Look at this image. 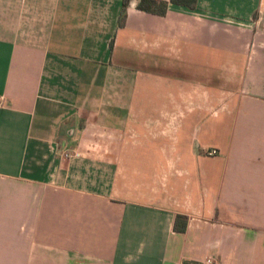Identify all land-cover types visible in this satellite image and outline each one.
Wrapping results in <instances>:
<instances>
[{
	"label": "crops",
	"instance_id": "1",
	"mask_svg": "<svg viewBox=\"0 0 264 264\" xmlns=\"http://www.w3.org/2000/svg\"><path fill=\"white\" fill-rule=\"evenodd\" d=\"M136 1L0 0V264H264V0ZM140 42L208 83L133 144Z\"/></svg>",
	"mask_w": 264,
	"mask_h": 264
},
{
	"label": "rangeland",
	"instance_id": "2",
	"mask_svg": "<svg viewBox=\"0 0 264 264\" xmlns=\"http://www.w3.org/2000/svg\"><path fill=\"white\" fill-rule=\"evenodd\" d=\"M139 45H141V42L140 44H136L135 50L140 55L136 61V68L138 66L140 67V73L136 74L135 99L134 104H132L130 112L126 118L127 122L125 123V127L129 125V128L125 129L124 134L126 138L128 137L130 142L135 141L133 144L140 143V135H134L137 132L144 133L141 136L145 139V141H147L148 138L156 137L161 130L160 127L162 126H167L165 131H167L168 135H170L173 131L175 122L179 117L177 116L178 112H176V105L180 104V101H182V104H185L184 100L190 101V98H181L179 96L175 97L174 95H171V93H168L167 96L165 92L173 90V93L174 90L189 88L205 89L208 83V81L205 80L195 82L184 81L186 72L184 73L180 66L173 65V59H170L171 57L169 54H164V49H158V44H152L149 52L147 51V53H142V48L141 46L139 47ZM173 51L175 52V49H172L171 56L172 58H176V52L173 54ZM164 77H167L168 79L164 80ZM210 83L211 81H209V84ZM232 83L234 82L223 79V74L215 77V88L219 91L232 88ZM203 94L204 96H199L198 101L193 99L191 103L189 102L188 108L193 106L194 103H197L204 108L207 107L208 103L211 105L209 100H212V97L205 92ZM222 97L223 96L214 97L215 102H221L223 99ZM125 117L126 115L123 119H125ZM132 126H139L140 131L137 129L134 131ZM123 147L125 150L126 143Z\"/></svg>",
	"mask_w": 264,
	"mask_h": 264
},
{
	"label": "trees",
	"instance_id": "3",
	"mask_svg": "<svg viewBox=\"0 0 264 264\" xmlns=\"http://www.w3.org/2000/svg\"><path fill=\"white\" fill-rule=\"evenodd\" d=\"M195 1L196 0H137L135 8L139 11L161 16L166 12L168 3H173L192 9L195 6ZM128 2L129 0H120V11L117 18V25L119 27L123 26L124 24L125 8ZM185 221V216L176 214L174 217L173 229L178 232L183 231Z\"/></svg>",
	"mask_w": 264,
	"mask_h": 264
},
{
	"label": "built area",
	"instance_id": "4",
	"mask_svg": "<svg viewBox=\"0 0 264 264\" xmlns=\"http://www.w3.org/2000/svg\"><path fill=\"white\" fill-rule=\"evenodd\" d=\"M2 105V99H1V97H0V106ZM207 154L208 155H213V154H215V150H209L208 152H207ZM202 263L203 264H215V262H214V260L212 259V257H210V256H206V257H204V259H203V261H202Z\"/></svg>",
	"mask_w": 264,
	"mask_h": 264
}]
</instances>
